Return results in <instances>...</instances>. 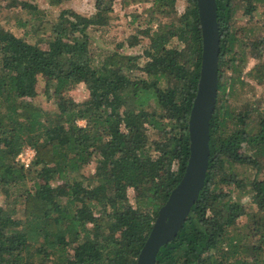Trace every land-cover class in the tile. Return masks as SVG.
Masks as SVG:
<instances>
[{
  "label": "trees",
  "instance_id": "obj_1",
  "mask_svg": "<svg viewBox=\"0 0 264 264\" xmlns=\"http://www.w3.org/2000/svg\"><path fill=\"white\" fill-rule=\"evenodd\" d=\"M117 1L94 0L90 15L63 8L55 16L35 0H0V264H137L184 174L203 52L197 0L183 11L179 0H120L147 5L146 25L129 40L146 47L97 58L91 28L110 24ZM217 3L220 83L207 179L157 264H264V179L236 171L264 170V101L241 109L219 101L241 80L248 48L259 60L249 74L264 82V0ZM259 7L260 23L238 27L239 9L255 16ZM139 17L132 13L129 24ZM244 30L251 34L238 51ZM42 81L53 110L38 103ZM78 86L88 91L83 99L71 93ZM27 146L36 150L28 168L18 159ZM242 217L245 232L235 229Z\"/></svg>",
  "mask_w": 264,
  "mask_h": 264
},
{
  "label": "water",
  "instance_id": "obj_2",
  "mask_svg": "<svg viewBox=\"0 0 264 264\" xmlns=\"http://www.w3.org/2000/svg\"><path fill=\"white\" fill-rule=\"evenodd\" d=\"M197 8L203 52L197 93L188 122L190 155L180 182L158 211L137 264H157L162 247L177 237L207 179L211 153L210 124L217 106L220 83L221 35L217 0H197Z\"/></svg>",
  "mask_w": 264,
  "mask_h": 264
},
{
  "label": "rangeland",
  "instance_id": "obj_3",
  "mask_svg": "<svg viewBox=\"0 0 264 264\" xmlns=\"http://www.w3.org/2000/svg\"><path fill=\"white\" fill-rule=\"evenodd\" d=\"M39 3L41 8H46L48 12L52 13L53 15H58L61 9L63 8H72L76 11L83 13V14H92L95 12L94 9V0H71L69 2L63 3L61 5L50 6L47 0H35ZM146 4H135V5H127L123 6L121 1L118 0L115 4L114 11L112 13L110 24L105 27H93L91 31L93 33L92 37V49L94 53L99 56L106 55L107 52H111L114 50H119L121 52L129 53L132 55H138L143 53L144 48L146 47L147 41L141 38V42L137 45L130 46V36L131 34L137 33L138 27L140 25L139 22H142V25H146L147 23V14L144 12ZM179 11H183L184 7L186 6V0H179L178 1ZM260 8H258V12L255 16L245 12V9H239L237 11V25L247 27L255 25L259 20L262 19L260 16ZM8 12V10H7ZM138 12V14L144 13V17L140 18L135 22L132 26L129 24L130 18L132 13ZM5 18H8V13L3 15ZM22 32V31H21ZM264 33V32H263ZM251 34V31L244 30L241 38L243 40L237 41L235 49L238 51H242L243 43L248 42V36ZM254 40V36H251ZM242 42V43H241ZM120 43H124V45H119ZM250 48L246 49V60L244 63L245 68H243V72L241 73V80L234 81V92L229 93V90H226V94L228 96L225 97V93H221L219 97L220 103L222 100L229 104L232 108L236 107L237 109H241L245 105H256V98L262 99L264 101V82L259 83L257 82L254 75L249 74L251 68L258 62L257 58H253L249 56ZM262 60L264 61V52ZM223 70V73L227 76H236L237 73H234L233 70L227 69L223 66L220 70ZM44 82L42 81L41 86L39 88V96H38V103L44 107L45 109H55L56 105L52 101H48L44 95ZM77 99H83L87 96L88 91L85 89L84 86H78L74 91L71 92ZM81 124L84 121H80ZM94 163H90L85 167L89 173L93 171ZM236 171L240 178L252 180L254 178L264 179V170L257 171V169L253 168L252 166H245V165H238L236 167ZM233 187V186H232ZM242 193V194H241ZM248 193V192H247ZM133 194V193H132ZM233 194L235 197H241L242 201H246L249 198V195L246 194L245 190L237 188L233 190ZM245 223L246 218L242 217L235 229L237 231H247L245 230ZM264 256V254L262 255Z\"/></svg>",
  "mask_w": 264,
  "mask_h": 264
},
{
  "label": "built area",
  "instance_id": "obj_4",
  "mask_svg": "<svg viewBox=\"0 0 264 264\" xmlns=\"http://www.w3.org/2000/svg\"><path fill=\"white\" fill-rule=\"evenodd\" d=\"M36 157V150L27 146L19 155L18 159L24 164L26 168L30 167Z\"/></svg>",
  "mask_w": 264,
  "mask_h": 264
}]
</instances>
